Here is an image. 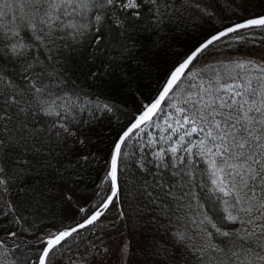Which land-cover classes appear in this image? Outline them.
<instances>
[{"label": "snow or ice", "instance_id": "snow-or-ice-1", "mask_svg": "<svg viewBox=\"0 0 264 264\" xmlns=\"http://www.w3.org/2000/svg\"><path fill=\"white\" fill-rule=\"evenodd\" d=\"M252 5L0 0V264H264Z\"/></svg>", "mask_w": 264, "mask_h": 264}, {"label": "trees", "instance_id": "trees-1", "mask_svg": "<svg viewBox=\"0 0 264 264\" xmlns=\"http://www.w3.org/2000/svg\"><path fill=\"white\" fill-rule=\"evenodd\" d=\"M256 5H261V6H256ZM252 10H255L257 12L264 11V4H261V0H253V5L250 6V8H249V11H252ZM246 51H248V49L240 47V46H235L232 50L224 49V54L240 57V56L244 55V53ZM257 52H258V55L259 54L264 55V49L256 50L255 53H257ZM129 108L131 109V105L129 106ZM155 132H157V131H155ZM98 174H99V167H97V169L93 170L90 179H92V180L97 179ZM86 183H87V181H86ZM90 188H91L90 184H89V187L87 189L84 188L83 185L81 186V190H82L85 198L90 194ZM124 207H125V210L127 212H129L133 217H135V211H134L135 206L129 207V205L126 203ZM116 227L121 229L124 235H128L129 229H128V227L125 226L124 221H119L117 223ZM139 238H140L139 236H136L134 239H139ZM93 239H95V238L93 237ZM106 242L110 243L111 240L109 238H106ZM84 247H85V245H82L80 248V251H83ZM132 255H136V254L132 253ZM137 259L138 260H144V259H147V257L139 256V257H137ZM65 264H68L67 257H65ZM134 264H135V262H134Z\"/></svg>", "mask_w": 264, "mask_h": 264}, {"label": "rangeland", "instance_id": "rangeland-1", "mask_svg": "<svg viewBox=\"0 0 264 264\" xmlns=\"http://www.w3.org/2000/svg\"><path fill=\"white\" fill-rule=\"evenodd\" d=\"M255 55H256L257 57H264V55H261V54L258 55V52L255 53ZM229 57H231V58H237L236 56L228 55V54H224V56H223L222 58H225V59H226V58H229ZM155 131H158V130H152V129H150V130H149V134H150V135H154V134H156Z\"/></svg>", "mask_w": 264, "mask_h": 264}]
</instances>
